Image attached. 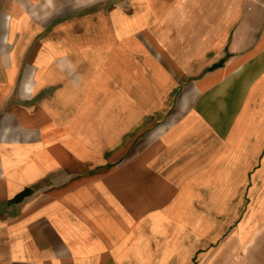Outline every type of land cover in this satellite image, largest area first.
I'll list each match as a JSON object with an SVG mask.
<instances>
[{
    "label": "rangeland",
    "instance_id": "1",
    "mask_svg": "<svg viewBox=\"0 0 264 264\" xmlns=\"http://www.w3.org/2000/svg\"><path fill=\"white\" fill-rule=\"evenodd\" d=\"M126 2L62 6L46 25L61 38L26 56L17 90H36L69 155L89 160V222L110 224L122 264H264V160L246 164L257 153L245 136L263 88L230 95L235 108L208 101L200 72L183 69L194 56L151 45L136 22L149 0Z\"/></svg>",
    "mask_w": 264,
    "mask_h": 264
},
{
    "label": "crops",
    "instance_id": "2",
    "mask_svg": "<svg viewBox=\"0 0 264 264\" xmlns=\"http://www.w3.org/2000/svg\"><path fill=\"white\" fill-rule=\"evenodd\" d=\"M105 1L0 0V264L123 262L118 239L106 231L110 224L89 222V160L69 155L72 144L61 141L34 105L36 90H17L26 56L46 39L61 38L46 25L56 27L62 6L77 10ZM133 7L141 13L136 22L149 23L151 45L194 56L183 69L200 72L196 88L208 101L220 96L235 108L230 95L240 99L258 87L264 94V0H149L148 7ZM21 86L30 89L28 80ZM248 135L257 155L246 164L253 165L264 160V114Z\"/></svg>",
    "mask_w": 264,
    "mask_h": 264
}]
</instances>
